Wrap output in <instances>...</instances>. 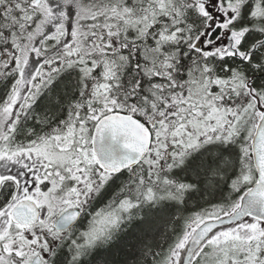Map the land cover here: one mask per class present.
<instances>
[{
	"label": "snow or ice",
	"instance_id": "1",
	"mask_svg": "<svg viewBox=\"0 0 264 264\" xmlns=\"http://www.w3.org/2000/svg\"><path fill=\"white\" fill-rule=\"evenodd\" d=\"M0 264H264V0H0Z\"/></svg>",
	"mask_w": 264,
	"mask_h": 264
}]
</instances>
